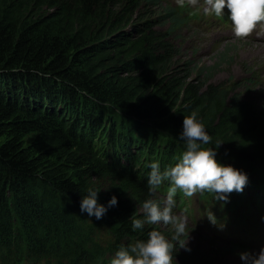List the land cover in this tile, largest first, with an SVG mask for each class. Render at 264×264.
<instances>
[{
	"label": "trees",
	"instance_id": "1",
	"mask_svg": "<svg viewBox=\"0 0 264 264\" xmlns=\"http://www.w3.org/2000/svg\"><path fill=\"white\" fill-rule=\"evenodd\" d=\"M163 3L0 0V264H110L151 230L171 238L158 225L133 231L131 222L149 198L148 165L178 162L177 137L192 112L211 137L203 147L222 143L218 162L250 178L226 204L178 191L174 210L208 217L214 234L212 226L234 233L263 210L264 172L253 166L264 164L263 112L234 85L179 68L171 33L157 28L186 19L168 5L157 11ZM99 179L108 190L98 202L115 195L118 204L96 220L79 205ZM169 187L152 198L163 200Z\"/></svg>",
	"mask_w": 264,
	"mask_h": 264
},
{
	"label": "clouds",
	"instance_id": "2",
	"mask_svg": "<svg viewBox=\"0 0 264 264\" xmlns=\"http://www.w3.org/2000/svg\"><path fill=\"white\" fill-rule=\"evenodd\" d=\"M191 4L198 6L199 0H191ZM225 9L235 38H247L259 23L264 22V0H205L203 11L222 17ZM177 139L184 148L178 162L163 170L159 161L148 165L149 198L142 202L141 216L133 218L131 222L133 231L143 230L145 225H171L173 236L169 238L159 230H151L147 233V239L137 240L128 246L121 245L110 264H176L175 241L185 234L188 227L186 215L174 212L177 192L181 191L188 197L198 192H210L216 201L226 204L229 194L233 191L241 193L247 185L248 176L242 169L225 165L216 159V149L222 143H218L216 149L203 147L211 143V137L196 112L183 118L182 131ZM165 182L170 185L166 197L163 200L152 198ZM102 190L107 191L108 188L90 185L86 189L79 205L82 214L101 220L110 208L117 206L115 195L106 205L98 202V194ZM190 232L179 247L185 251H190L187 248ZM240 259L243 264H264V248L256 254L245 251L240 254Z\"/></svg>",
	"mask_w": 264,
	"mask_h": 264
},
{
	"label": "rangeland",
	"instance_id": "3",
	"mask_svg": "<svg viewBox=\"0 0 264 264\" xmlns=\"http://www.w3.org/2000/svg\"><path fill=\"white\" fill-rule=\"evenodd\" d=\"M166 5H169L170 10L184 8L183 12L188 15L185 16L186 23L172 21L174 24H182L180 27L169 28L166 19L160 21L157 28L161 31L167 30L173 36L179 68L184 69L186 64L192 70L193 79L203 80L209 75L212 83L226 87L234 85L244 101L264 107V44L255 49L259 42L253 38L252 33L247 38H235L227 9L222 17L205 14V0H199L198 6H193L191 0H164L162 7H159L161 9L156 10L161 12ZM253 31L264 39V22L259 23ZM224 54L226 55L223 56ZM253 166L264 172V164L256 162ZM94 185L105 188L106 180H96ZM175 213L186 215L188 220L186 232L178 240L181 245L191 231L187 241L190 251L179 248L185 264H243L240 254L244 251L241 248L236 251L220 248L228 242L237 241L241 243V247H247V252L253 254L264 248V223L251 222L249 226L235 228L234 233L228 228L218 227L215 231L220 236L209 239V235L198 227V218L194 211L193 214L182 211ZM158 226L173 236L174 229L171 225ZM176 263L184 264L178 261Z\"/></svg>",
	"mask_w": 264,
	"mask_h": 264
},
{
	"label": "bare ground",
	"instance_id": "4",
	"mask_svg": "<svg viewBox=\"0 0 264 264\" xmlns=\"http://www.w3.org/2000/svg\"><path fill=\"white\" fill-rule=\"evenodd\" d=\"M203 2V1H202ZM160 6V5H159ZM169 6V5H168ZM188 16V15H187ZM182 17H180V19H181ZM183 19V18H182ZM183 21V20H182ZM181 21V22H182ZM168 22V26H169V28H176V27H180L182 24H174L171 20H168L167 21ZM158 24H160V23H158ZM164 24H166V23H164ZM228 27V26H227ZM165 31H167V30H165ZM177 32V31H176ZM220 33V32H219ZM168 34V33H167ZM179 34V33H178ZM163 35H165V34H163ZM206 35V34H205ZM208 36V35H207ZM252 36H253V38L254 39H256V41H258L259 43H258V45H256L254 48L255 49H258L261 45L260 44H264V39L260 36V34L259 33H257L256 31H253L252 32ZM173 37V36H172ZM176 37V36H175ZM170 38V37H169ZM211 39V38H210ZM232 39V38H231ZM238 39V38H237ZM172 40V39H171ZM228 40V39H227ZM234 40V39H233ZM247 40V39H246ZM174 42V41H173ZM214 44V43H213ZM173 46V45H172ZM171 47V46H170ZM175 47V46H174ZM264 48V47H263ZM174 49H176V48H174ZM177 50V49H176ZM263 51V50H262ZM190 66V65H189ZM191 71V70H190ZM189 71V72H190ZM190 74V73H189ZM232 83V82H231ZM257 109L260 111V112H263V109L262 108H258L257 107ZM252 110L254 111V107L252 108ZM123 127V126H122ZM127 132V131H126ZM129 132V131H128ZM124 133H125V131H124ZM123 133V134H124ZM129 134H130V132H129ZM128 134V135H129ZM125 135H126V133H125ZM137 152V151H136ZM141 155V154H140ZM138 158V157H137ZM251 164V163H250ZM132 169V168H131ZM133 171V170H132ZM146 193V192H145ZM147 195V194H146ZM179 203V202H178ZM180 211H182V212H184L183 210H180ZM242 245H241V243H239V242H237V241H234V242H228V243H226V244H224L223 246H221L220 248H224V249H228V250H239L240 248L245 252L246 251V249H247V247L245 246V247H241ZM89 264V263H88Z\"/></svg>",
	"mask_w": 264,
	"mask_h": 264
}]
</instances>
